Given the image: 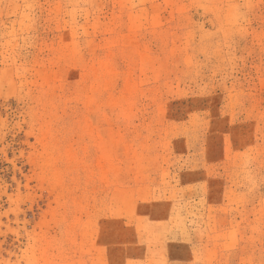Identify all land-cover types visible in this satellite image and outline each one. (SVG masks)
Listing matches in <instances>:
<instances>
[{"label":"rangeland","instance_id":"rangeland-1","mask_svg":"<svg viewBox=\"0 0 264 264\" xmlns=\"http://www.w3.org/2000/svg\"><path fill=\"white\" fill-rule=\"evenodd\" d=\"M0 264H264V0H0Z\"/></svg>","mask_w":264,"mask_h":264}]
</instances>
